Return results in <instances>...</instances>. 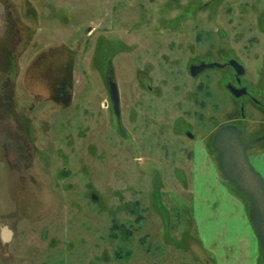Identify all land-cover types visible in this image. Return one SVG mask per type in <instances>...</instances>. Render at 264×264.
Returning <instances> with one entry per match:
<instances>
[{
	"label": "rangeland",
	"instance_id": "rangeland-1",
	"mask_svg": "<svg viewBox=\"0 0 264 264\" xmlns=\"http://www.w3.org/2000/svg\"><path fill=\"white\" fill-rule=\"evenodd\" d=\"M184 2L0 0V113L8 114L0 132L9 133L0 136V264H215L207 245L216 227L203 235L194 223L208 186L221 193L214 175L250 215L211 147L209 118H223L217 105L230 102L215 78L206 81L205 109L194 105V80L205 78L191 79L185 62L203 31ZM224 9L218 19L207 14L213 8L198 14L206 48L227 25ZM258 69L248 78L264 100ZM107 77L117 86L120 130ZM247 117L246 137L256 138L258 118ZM248 155L264 180V148L255 143ZM16 159L24 184L5 171Z\"/></svg>",
	"mask_w": 264,
	"mask_h": 264
},
{
	"label": "flooded vegetation",
	"instance_id": "flooded-vegetation-1",
	"mask_svg": "<svg viewBox=\"0 0 264 264\" xmlns=\"http://www.w3.org/2000/svg\"><path fill=\"white\" fill-rule=\"evenodd\" d=\"M184 3L194 5L195 18H197L196 22L199 24L198 30L202 29L203 31L196 32V39L198 44L201 45L198 52L195 51L196 56L189 57L185 62V70L191 79L194 80L200 77L205 78V83L203 81L199 82L201 79L194 80L197 81L198 93L200 94L198 100L194 99V105H196L201 112L205 109V100L209 97L206 91V87L208 86L206 81L210 82L211 77L215 78L218 84L219 96L224 93L230 101L224 104V106L220 104L217 105L220 106L219 112H222L223 118H220L219 121L214 117H212V119L209 118L211 122L214 123V130L211 134V147L215 153L217 168L224 177L219 166V153L213 148V139L218 130L224 127L235 128L241 143L243 145H249L244 148L247 159L249 156V148L255 143H260L261 147L264 148V100H262V97L258 98L255 95V86L253 87L251 83H249L250 80L248 78L250 76L249 68H255L256 65H259L258 70L260 72L262 70V73H264V0H241L239 4H236L235 0H185ZM222 3L225 4L224 17L228 18V22H226L227 25H220L217 31H215L216 46L208 45V48H206V41H204L206 39V34L204 33L205 31L201 25L203 23H201V18L198 14L213 8V11L207 14L208 16H211V14L213 16L216 13V18L218 19L220 18L219 10ZM257 4H260V6ZM240 6L242 10L245 8L248 10H243L240 17L234 16L235 13H238L237 8ZM248 13L254 16L248 15ZM225 14H227V16ZM243 23H246V25H243ZM207 52H213L211 53V55L213 54L212 58L208 57ZM208 71H214L215 74L213 76H207L206 72ZM142 79L141 76L139 78V85L144 84L148 90H151L152 88L149 85L148 79L146 78V83H144ZM106 82L109 100L107 108H110L115 115L114 104L111 100L109 91V84L113 82L111 77H107ZM257 85L261 87V90L264 89V74L263 78L257 81ZM119 108L120 103L118 102V111ZM6 115L0 113L1 118ZM252 115L258 118L257 129L261 131L256 138L246 137L247 132L250 131V123L253 122V120L249 119L247 116ZM114 121L115 125H118V129L120 130V115H118V117L115 115ZM8 135L9 133L7 132H5V135L0 132V136L8 137ZM187 136L192 139L190 134H187ZM8 140L9 143L11 141L13 143V140L10 138ZM16 146L19 147L17 144ZM19 148L23 149L21 147ZM20 149L17 150L19 152V159H24L26 153L25 151H20ZM18 161L19 160L16 159L13 165L9 163L5 171H9V174L15 177L12 183L24 184L26 181H22V177L17 176L15 172L13 173V170L18 166ZM9 181L12 185L11 179ZM227 181L234 187L229 180ZM260 253L262 256L261 249ZM200 261V264H212L209 262V259L201 258ZM215 264H217L216 261Z\"/></svg>",
	"mask_w": 264,
	"mask_h": 264
},
{
	"label": "crops",
	"instance_id": "crops-1",
	"mask_svg": "<svg viewBox=\"0 0 264 264\" xmlns=\"http://www.w3.org/2000/svg\"><path fill=\"white\" fill-rule=\"evenodd\" d=\"M258 166L264 168L263 164ZM214 182L217 187L221 185V193L213 194L216 188L208 186L210 191H205L208 194L201 201H197L203 205V212L198 215L197 222L193 217L194 223L198 224L203 235L208 227H216L214 235L210 233L213 242L207 246L213 255H218L215 256V261L219 264H257L259 243L250 217L244 209V202L218 182L215 175ZM200 205H197L198 209L201 208Z\"/></svg>",
	"mask_w": 264,
	"mask_h": 264
},
{
	"label": "water",
	"instance_id": "water-1",
	"mask_svg": "<svg viewBox=\"0 0 264 264\" xmlns=\"http://www.w3.org/2000/svg\"><path fill=\"white\" fill-rule=\"evenodd\" d=\"M109 91L114 104L115 115L118 117L119 97L115 83L109 84ZM247 146L249 145L241 143L235 128H221L216 132L213 139V148L219 153V166L224 177L247 198L250 223L264 259V180L249 163L244 150ZM91 199L96 198L91 195ZM9 235V232L3 230L5 239H8Z\"/></svg>",
	"mask_w": 264,
	"mask_h": 264
},
{
	"label": "trees",
	"instance_id": "trees-1",
	"mask_svg": "<svg viewBox=\"0 0 264 264\" xmlns=\"http://www.w3.org/2000/svg\"><path fill=\"white\" fill-rule=\"evenodd\" d=\"M114 229V228H113ZM124 232V231H123Z\"/></svg>",
	"mask_w": 264,
	"mask_h": 264
}]
</instances>
